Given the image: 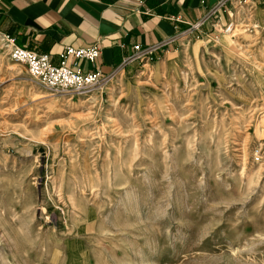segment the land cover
Instances as JSON below:
<instances>
[{
	"label": "rangeland",
	"instance_id": "374dc122",
	"mask_svg": "<svg viewBox=\"0 0 264 264\" xmlns=\"http://www.w3.org/2000/svg\"><path fill=\"white\" fill-rule=\"evenodd\" d=\"M233 9L84 97L0 34V264H264V0Z\"/></svg>",
	"mask_w": 264,
	"mask_h": 264
},
{
	"label": "crops",
	"instance_id": "0c3cea01",
	"mask_svg": "<svg viewBox=\"0 0 264 264\" xmlns=\"http://www.w3.org/2000/svg\"><path fill=\"white\" fill-rule=\"evenodd\" d=\"M254 1L259 0H228L214 15L221 0H0V34L48 54L54 65L60 64L67 46L99 45L102 54L96 63L80 66L110 74L134 53V46L162 42L206 17L203 32H210L214 23L218 27L231 21L235 3Z\"/></svg>",
	"mask_w": 264,
	"mask_h": 264
},
{
	"label": "built area",
	"instance_id": "2783aa9c",
	"mask_svg": "<svg viewBox=\"0 0 264 264\" xmlns=\"http://www.w3.org/2000/svg\"><path fill=\"white\" fill-rule=\"evenodd\" d=\"M227 2L228 0H221L218 6L212 10V13L214 15L217 14ZM207 20L208 17L191 26L192 28L201 27ZM231 26L232 23L228 25V31H230ZM185 33L186 31L181 32L147 47L134 46V53L125 58L119 70H123L136 60H151V55L154 52L169 47ZM5 40L7 47L10 49L11 59L18 64L24 65L35 81L55 93L84 97L92 94L102 84L107 82V75L100 70L84 71L80 66L81 62L96 63L102 54V49L99 45L89 47L67 46L60 54V64L54 65L48 54H41L22 47L17 44L15 39L9 36H5Z\"/></svg>",
	"mask_w": 264,
	"mask_h": 264
}]
</instances>
